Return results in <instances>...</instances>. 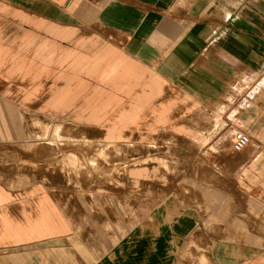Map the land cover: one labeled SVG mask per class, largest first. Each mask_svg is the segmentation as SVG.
<instances>
[{
  "label": "crops",
  "instance_id": "obj_1",
  "mask_svg": "<svg viewBox=\"0 0 264 264\" xmlns=\"http://www.w3.org/2000/svg\"><path fill=\"white\" fill-rule=\"evenodd\" d=\"M0 6L9 21L40 26L29 31L38 44L30 34L0 43L9 105L24 101L26 116L54 121L57 133L87 134L56 148L67 163L93 158L104 169L103 179L73 172L83 188L59 170L0 188V264H264V0ZM240 129L250 142L235 151ZM112 143L182 150L178 179L161 173L164 161L176 165L170 154L151 169L162 176L152 180L184 187L120 189L113 204Z\"/></svg>",
  "mask_w": 264,
  "mask_h": 264
},
{
  "label": "rangeland",
  "instance_id": "obj_2",
  "mask_svg": "<svg viewBox=\"0 0 264 264\" xmlns=\"http://www.w3.org/2000/svg\"><path fill=\"white\" fill-rule=\"evenodd\" d=\"M36 2L37 0H32ZM51 2H59L69 4L73 0H49ZM99 3L102 0H92ZM24 2V0H23ZM82 2L88 3V0H82ZM86 6V5H85ZM17 8H20L17 6ZM18 10V9H17ZM8 7L0 6V30L3 31V39H0V43H13L16 45L23 44L26 36L29 34L35 39L34 44H38L40 37L31 30H35L40 26L34 22H26L23 17L16 14L15 21H9ZM18 13V11H16ZM50 31V30H49ZM18 82H22L16 79ZM23 86H21L22 88ZM22 92L20 86H16V93ZM0 93L3 94L0 99V128H6L7 125L13 126L15 132H0V188L7 187H23L25 182L30 185L31 182L40 181L41 179L46 183L48 176L46 172L54 173L60 171L68 178V182L75 184L83 188L82 182L78 184L77 181L72 182L73 172L79 173L80 177L84 175H95L97 178H104L103 166L95 163H88V159H82L77 164H72L70 161L67 163L63 159L61 149H57V142H82L87 140V134L85 133H72V132H56V123L44 117H32L24 114V101H16L17 106H11V102L6 100L8 89L0 86ZM19 96L17 95V98ZM14 114V115H13ZM21 114V115H17ZM38 118L42 122L39 124H33L32 119ZM19 122V126L16 124ZM25 130H27L25 132ZM72 130V129H71ZM151 141L153 139L149 138ZM178 140V139H177ZM176 141V139H175ZM111 165L106 166V174L111 177V181L107 180V183L111 184L112 188V203L118 204L120 197V189H126L128 193H134L136 190H144L148 193V190L156 188H168L175 185L177 188H183L184 182L182 180L169 181L164 180H152L153 177L158 178L160 176L157 167L155 173H153L151 167L153 162H163V155L170 154L176 157V165L171 166L167 161L161 165V173H172L177 179L181 177L182 171V158L183 151L177 149L162 148L145 146L144 148H132L128 147L123 149L115 143L111 144ZM105 151L109 153V149H97L96 156H105ZM41 161L43 164H41ZM144 167L143 174L141 175L143 180H135V168ZM41 168L44 171L41 172ZM166 175H164V178ZM23 177V181H21ZM162 177V176H160ZM96 185L103 184V180L96 179ZM99 188V187H98Z\"/></svg>",
  "mask_w": 264,
  "mask_h": 264
},
{
  "label": "built area",
  "instance_id": "obj_3",
  "mask_svg": "<svg viewBox=\"0 0 264 264\" xmlns=\"http://www.w3.org/2000/svg\"><path fill=\"white\" fill-rule=\"evenodd\" d=\"M250 142V135L248 132L240 129L235 131L234 137H233V149L235 151H242L248 143Z\"/></svg>",
  "mask_w": 264,
  "mask_h": 264
}]
</instances>
